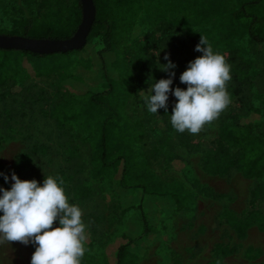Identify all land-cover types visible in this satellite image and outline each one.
<instances>
[{"label":"rangeland","instance_id":"1","mask_svg":"<svg viewBox=\"0 0 264 264\" xmlns=\"http://www.w3.org/2000/svg\"><path fill=\"white\" fill-rule=\"evenodd\" d=\"M248 1L141 0L143 10L133 29L111 50H104V31L98 29L82 50L69 56L36 59L1 53L0 172L9 175L2 187L10 190L12 172L22 181L35 179L41 185L49 175L62 178L70 203L83 210L85 243L93 239L99 252L114 238L127 235L134 240L130 252L137 264L264 262V192L255 204L257 218L243 237L223 217L229 211L244 218L253 191L263 189L264 183L246 179L237 170L225 176L208 174L202 167V152L179 146L178 131L170 122L176 98L169 95L168 112L158 109V115L144 103L153 84L168 78L161 71L166 54L177 65L171 87L186 90L179 77L190 61L202 55L195 46L203 37L214 52L240 54L238 65L226 62L231 65V79L239 71L243 80H230L226 87L231 97L230 88L241 86L245 103L259 115L244 109L238 117L247 118L254 133L264 136V48L249 43L245 26L234 33L229 28V13ZM40 2L0 0V32L21 31V23L37 14ZM44 16L49 22L51 17ZM109 91L113 96L127 95L119 132V127L130 132L129 124L136 123L144 136L127 151L111 140V152L122 150L132 158L133 171L144 174L147 191L138 188L136 180L132 187L122 188L109 177L94 174L86 139L97 127L61 130L50 114L55 106L82 105L85 93ZM234 104L231 98L219 117L198 134H182L209 150L222 121L236 112ZM139 131L133 137H139ZM34 251L32 244L19 241L0 244V264H30Z\"/></svg>","mask_w":264,"mask_h":264},{"label":"trees","instance_id":"2","mask_svg":"<svg viewBox=\"0 0 264 264\" xmlns=\"http://www.w3.org/2000/svg\"><path fill=\"white\" fill-rule=\"evenodd\" d=\"M92 1L96 9V18L88 38L93 36L96 30L102 29L104 31V50H111L120 44L125 33L133 29L143 10L141 0ZM44 14L51 17L49 22H45ZM228 17L229 28L233 33L245 26L249 43L264 48V0H249L242 3L237 9L232 10ZM81 20L82 7L79 0H41L37 14H33L24 23H21V31L0 32V35L66 40L75 34ZM173 26L175 24L170 25L169 28L171 29ZM225 36L226 34L223 38ZM12 52L20 53L23 58L31 56L36 59H45L55 55V57L71 55V52L39 55L24 51L0 50V54ZM228 52V55H223L225 60L232 65H238L240 54L236 50ZM243 77V73L236 71V75H233L231 80L242 81ZM111 86L113 87V84ZM230 90L231 98L235 99L236 112L222 121L217 139L213 142L212 147L205 151L200 143L192 142L186 135L177 132L179 146L191 153L202 152V167L208 174L225 176L232 170H237L244 178L263 184L264 136L254 133L253 126L247 121V118L238 117L244 109L251 110L256 116L259 115V111L245 103L241 96V86H232ZM126 96H113L111 91L103 94L85 93L81 97L82 105L55 106L51 108L50 114L61 130L73 132L80 126L86 129L97 127V131L93 133L95 135L86 139L90 146V162L94 165V174L107 176L122 188L132 187V181L136 180V186L147 191L143 181L144 174L134 173L132 158L123 152L127 151L126 148L128 149L129 146L140 143L144 136L141 131L136 129V123H134L135 127L129 124L132 128L130 132L125 133L121 127H119L120 132L118 130V121L125 120L123 111L127 103ZM135 130L139 131V137H133ZM111 140L112 142L116 141V145L120 146L123 151L120 150L112 154ZM0 186H3L2 176H0ZM263 192L264 188L261 189V186L253 191L250 210L242 219H237L231 212L224 211L223 217L235 228L240 237H243L254 224L257 218L255 204ZM74 195L77 196L76 193ZM211 196L215 195L211 194ZM90 241L85 243L88 251L82 259V264H137L135 256L130 252L134 240L127 235L114 238L99 252L95 251V241L93 239ZM257 264H264V262Z\"/></svg>","mask_w":264,"mask_h":264},{"label":"clouds","instance_id":"3","mask_svg":"<svg viewBox=\"0 0 264 264\" xmlns=\"http://www.w3.org/2000/svg\"><path fill=\"white\" fill-rule=\"evenodd\" d=\"M195 51L202 55L190 61L179 77L186 90L171 87L177 65L166 54L163 59L167 63L161 71L167 72L168 78L154 83L145 96L147 110L153 114L158 109L167 113L169 95L176 98L170 122L180 133L198 134L231 103L226 87L231 80V65L203 37ZM0 176L9 182L8 174L0 172ZM10 179V190L0 186V244H32L35 251L30 264H82L88 251L86 224L80 206L70 203L64 180L49 175L41 185L35 179L22 181L15 172ZM54 223L58 226L53 227Z\"/></svg>","mask_w":264,"mask_h":264},{"label":"water","instance_id":"4","mask_svg":"<svg viewBox=\"0 0 264 264\" xmlns=\"http://www.w3.org/2000/svg\"><path fill=\"white\" fill-rule=\"evenodd\" d=\"M82 20L75 34L66 40L30 39L19 36L0 35V50L24 51L39 55H52L82 50L90 35L96 18L92 0H80Z\"/></svg>","mask_w":264,"mask_h":264}]
</instances>
